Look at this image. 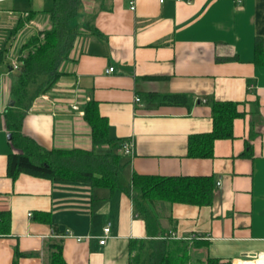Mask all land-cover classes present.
<instances>
[{
	"label": "crops",
	"instance_id": "1",
	"mask_svg": "<svg viewBox=\"0 0 264 264\" xmlns=\"http://www.w3.org/2000/svg\"><path fill=\"white\" fill-rule=\"evenodd\" d=\"M82 1L80 18L87 15L94 27L76 40L65 81L58 83L73 84L77 94L67 100H51L48 92L40 96L26 114L23 131L45 148L92 150V127L82 106L93 99L108 119L109 136L120 141V152L125 140L133 143V154H124L120 162L128 180L134 173L214 177L211 204L158 202L153 207L165 234L201 242L191 249L194 264H206L208 258L224 264L260 258L264 0ZM15 2L0 7V15L8 17L0 20V211L11 214L9 232L0 234V264L15 259L49 264L54 244L62 246L66 264H130L131 242L149 233L128 193L83 181L8 175V154L19 151L8 137L4 115L17 79L13 49L19 32L32 34L50 25L47 13L25 19L28 11L42 9H19ZM110 67L114 70L107 71ZM171 94H188L191 100L162 99ZM214 101L238 103L242 114L234 119L233 137L217 139L213 157H190L189 137L213 130Z\"/></svg>",
	"mask_w": 264,
	"mask_h": 264
},
{
	"label": "trees",
	"instance_id": "2",
	"mask_svg": "<svg viewBox=\"0 0 264 264\" xmlns=\"http://www.w3.org/2000/svg\"><path fill=\"white\" fill-rule=\"evenodd\" d=\"M82 0H53V7L46 10H30L25 19L37 13H47L50 25L33 32L18 57L20 68L11 88L12 104L5 111L11 144L19 151L8 154L7 172L12 178L21 173L54 181H83L92 185L120 189L130 195L134 206L147 225L148 238L131 242L130 264H194L193 247L201 242H189L175 238L158 228V216L153 211L158 202L211 204L214 195L213 176L199 175H152L134 173L127 179L121 170L120 141L109 136L108 119L101 115L93 99L83 103L85 119L92 127L94 148H45L23 131L28 111L35 101L57 83L67 72L60 69L64 60H71L75 42L85 30L93 28L92 20L80 14ZM19 20L17 28L22 25ZM90 25V26H89ZM4 50L0 51V64ZM163 100L180 103L191 100L188 94L162 96ZM214 127L211 132L193 134L188 140V155L195 158L214 156V142L233 137V122L242 113L233 101L212 102ZM11 214L0 211V234L9 232ZM49 264H66L62 246H51ZM193 257L195 260H193ZM13 264H17L15 259ZM206 264H224L208 258Z\"/></svg>",
	"mask_w": 264,
	"mask_h": 264
},
{
	"label": "rangeland",
	"instance_id": "3",
	"mask_svg": "<svg viewBox=\"0 0 264 264\" xmlns=\"http://www.w3.org/2000/svg\"><path fill=\"white\" fill-rule=\"evenodd\" d=\"M15 1H17V4H18L15 7L16 8H19V9H26V8L38 9L39 8V9H42V10H50L53 7V0H15ZM15 1L14 0H7L5 2H2V3H0V7H4V8L13 7V4H14ZM80 9L81 10L84 9L83 1H82V5H81V8ZM25 16H27V15L25 14ZM7 18L8 17H7L6 14H1L0 15V20H5ZM21 19H19V20H21ZM43 28L44 27H42V29ZM42 29H38V30H42ZM19 33L20 34H19V37L17 39V42H18L17 44H19V45H16L15 46V48L13 49V52L14 53H12V55H14L17 58L21 54V49H22L23 44H25V42L27 41V38L31 35V31H29L27 29H24V31H21ZM68 61L69 60H64V62L61 64L60 69H63V70L66 71L67 70V63H68ZM14 71L17 74L18 70L17 69H14ZM16 74L13 73V75H16ZM64 77L65 76L63 75L61 78H59V80L57 81V83L55 85H53L48 90V93L51 96L50 97L51 100L57 99V98H61V100H67V99H71V98L75 97V95L77 94L76 91H75V87H74L73 84H69V85H65V86L58 85L59 82L65 81L64 80ZM79 97H81V95Z\"/></svg>",
	"mask_w": 264,
	"mask_h": 264
},
{
	"label": "built area",
	"instance_id": "4",
	"mask_svg": "<svg viewBox=\"0 0 264 264\" xmlns=\"http://www.w3.org/2000/svg\"><path fill=\"white\" fill-rule=\"evenodd\" d=\"M1 1V0H0ZM161 2H163L164 0H160ZM178 1H181V0H178ZM132 3V6H131V8L132 9H134L135 8V6H134V1H132L131 2ZM20 62H19V60H18V58L17 59H14L13 60V62H12V68L13 69H19L20 68ZM114 70V67H110L107 71H113ZM141 100V98L139 97V96H137L136 97V101H140ZM75 108H77V106H74ZM122 150H123V152H124V154H126V155H132L133 154V143H132V141H130V140H125L123 143H122ZM219 184H221V182H218ZM30 215H31V213H30ZM109 231H110V225H108V226H106L105 228H104V232H105V234H108L109 233ZM172 237H176V236H174V235H171ZM77 239L80 241L82 238L80 237V236H77ZM100 242L101 243H105L106 242V238L104 237V238H102L101 240H100Z\"/></svg>",
	"mask_w": 264,
	"mask_h": 264
},
{
	"label": "bare ground",
	"instance_id": "5",
	"mask_svg": "<svg viewBox=\"0 0 264 264\" xmlns=\"http://www.w3.org/2000/svg\"><path fill=\"white\" fill-rule=\"evenodd\" d=\"M242 262H244V264H264V255L260 256V258L256 260H252V261L242 260L239 261L238 263L240 264Z\"/></svg>",
	"mask_w": 264,
	"mask_h": 264
},
{
	"label": "water",
	"instance_id": "6",
	"mask_svg": "<svg viewBox=\"0 0 264 264\" xmlns=\"http://www.w3.org/2000/svg\"><path fill=\"white\" fill-rule=\"evenodd\" d=\"M11 103H13V102H11ZM8 137L11 139V137H12V136H11V134H9V136H8Z\"/></svg>",
	"mask_w": 264,
	"mask_h": 264
}]
</instances>
